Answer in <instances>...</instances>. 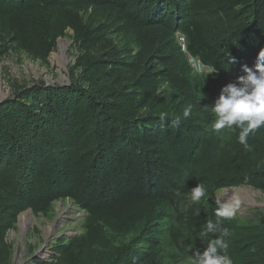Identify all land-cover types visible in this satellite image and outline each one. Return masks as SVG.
<instances>
[{
	"label": "trees",
	"instance_id": "1",
	"mask_svg": "<svg viewBox=\"0 0 264 264\" xmlns=\"http://www.w3.org/2000/svg\"><path fill=\"white\" fill-rule=\"evenodd\" d=\"M66 30L80 52L73 80L0 104V263L21 212L70 200L81 231L54 244L52 264H195L215 193L264 190V128L247 151L238 132L213 131L211 111L264 48V0H0V40L33 57ZM197 183L208 198L194 203ZM223 226L233 264H264V216Z\"/></svg>",
	"mask_w": 264,
	"mask_h": 264
},
{
	"label": "rangeland",
	"instance_id": "2",
	"mask_svg": "<svg viewBox=\"0 0 264 264\" xmlns=\"http://www.w3.org/2000/svg\"><path fill=\"white\" fill-rule=\"evenodd\" d=\"M71 36L72 31L66 30L64 36L60 37L66 38L69 42L67 49L69 62L65 67L51 60L52 52L57 50L56 44L47 57L41 59L17 49L9 38H6L5 43L0 40V104L13 100L20 94L24 95L35 87L69 84L74 78L70 69L80 55ZM79 73L80 70L77 69L75 75ZM241 188L250 190L249 194L253 196V202L240 201L235 218L242 220L264 216V190L246 186ZM223 192L224 189L220 190L215 197L225 200L222 196ZM21 213H25L26 218L28 217L32 223L22 228L17 218L12 228L6 232L5 241L11 252L7 264H36L38 260L52 264L54 244L61 238L79 233L84 218V213L79 211L70 200L55 201L46 214H35L30 209Z\"/></svg>",
	"mask_w": 264,
	"mask_h": 264
},
{
	"label": "clouds",
	"instance_id": "3",
	"mask_svg": "<svg viewBox=\"0 0 264 264\" xmlns=\"http://www.w3.org/2000/svg\"><path fill=\"white\" fill-rule=\"evenodd\" d=\"M176 36L181 50L186 51L183 35L177 33ZM180 37L183 38L184 46L179 42ZM228 62L229 64H234L236 63V59L228 57ZM189 63L197 72L214 73L216 71L215 68L204 66L198 59L190 56ZM242 67L244 74L237 76L234 81L223 85L219 94L212 102L211 111L215 116L212 129L216 133L222 130H228L232 133L238 132V143L245 150L251 151L252 146L248 143L249 137L254 135L258 129L264 128V48L258 51L251 67L247 65H243ZM192 110L193 105L189 104L183 110L182 117L184 119L189 118ZM166 118L167 113L160 114L161 121H164ZM173 123L179 125L181 118H175ZM244 186L246 185L230 186L220 190ZM207 198L208 191L205 184L197 183L191 188L190 199L192 202H200L202 199ZM215 203V219H208L198 236L205 246L202 251L195 250L193 252L192 258L195 264H233V260L228 252L230 245L228 238L231 237L232 233L229 228L223 226V222L236 217L240 206V199L238 196H233L231 200L227 201L216 198Z\"/></svg>",
	"mask_w": 264,
	"mask_h": 264
},
{
	"label": "bare ground",
	"instance_id": "4",
	"mask_svg": "<svg viewBox=\"0 0 264 264\" xmlns=\"http://www.w3.org/2000/svg\"><path fill=\"white\" fill-rule=\"evenodd\" d=\"M68 44L69 42L66 38L58 39L56 43L57 50L52 52L50 56L52 61L58 63L63 67H65V65L68 64L69 62V58L67 56ZM249 191L250 190H248L247 188H228L224 190L222 196L226 201L231 200L233 196H238L240 201H243L245 203H251L253 202V198H252L253 196L251 197ZM17 218H18V223L22 228H26L32 223V221H30L28 217L26 218L25 213H21Z\"/></svg>",
	"mask_w": 264,
	"mask_h": 264
},
{
	"label": "built area",
	"instance_id": "5",
	"mask_svg": "<svg viewBox=\"0 0 264 264\" xmlns=\"http://www.w3.org/2000/svg\"><path fill=\"white\" fill-rule=\"evenodd\" d=\"M179 42H180V44H181L182 46H184V41H183V38H182V37H180Z\"/></svg>",
	"mask_w": 264,
	"mask_h": 264
}]
</instances>
